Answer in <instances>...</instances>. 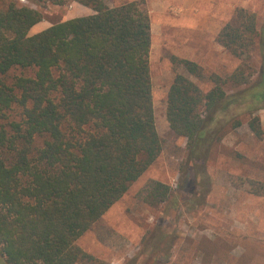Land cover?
I'll use <instances>...</instances> for the list:
<instances>
[{
  "label": "trees",
  "instance_id": "16d2710c",
  "mask_svg": "<svg viewBox=\"0 0 264 264\" xmlns=\"http://www.w3.org/2000/svg\"><path fill=\"white\" fill-rule=\"evenodd\" d=\"M78 1L95 13L30 34L44 20L43 11L0 0V119L14 106L23 114L22 122L13 123L14 132L0 121V264H108L77 241L163 149L146 1L115 6ZM217 42L241 64L225 77L212 74L214 86L208 91L176 73L167 94V121L186 138L188 162L195 166L242 125L243 115H250L256 136L264 134L257 115L264 108V56L259 73L247 61L257 44L264 54V27L258 28L255 12L241 6ZM178 62L203 76L197 62ZM17 67L33 68L35 74L8 80ZM37 136L45 137L41 147L35 146ZM247 183L250 193L264 196V180ZM173 194L171 185L152 179L138 197L159 207ZM173 238L157 229L143 238V249L167 254ZM152 259L157 261L155 253Z\"/></svg>",
  "mask_w": 264,
  "mask_h": 264
},
{
  "label": "rangeland",
  "instance_id": "374dc122",
  "mask_svg": "<svg viewBox=\"0 0 264 264\" xmlns=\"http://www.w3.org/2000/svg\"><path fill=\"white\" fill-rule=\"evenodd\" d=\"M9 1V0H4ZM44 13V20L30 30L38 33L53 22L95 13L78 0L52 1L16 0ZM115 6L130 0H104ZM152 9L154 34L150 52L153 82V102L156 125L163 149L157 160L136 180L109 210L77 241L86 251L108 264H264V196L248 191L247 180H264V134L258 137L249 126L250 115L242 116V125L229 133L211 157L195 166L188 162L187 140L177 135L166 117L167 94L176 73H182L197 83L202 90L214 86L212 74L226 76L242 62L210 36L202 40L203 76H196L178 62V52L184 47L177 43L176 30L162 32L160 0H145ZM157 1V5H156ZM230 7H220L225 24L232 20L238 7L256 13L257 26L264 27V0H227ZM203 10L212 7L202 4ZM170 12L173 11L169 8ZM168 16V15H167ZM179 35V34H178ZM174 37V38H173ZM197 38L196 34L194 35ZM221 45V44H220ZM222 46V45H221ZM216 48V49H215ZM196 49V47H195ZM263 56L258 44L247 60L259 73ZM196 62V61H195ZM254 74V78L258 73ZM33 68H13L7 75L12 80L19 75H34ZM264 130V108L257 111ZM22 109L14 106L1 118L8 130L13 123L22 122ZM45 137H36L35 146L41 147ZM241 157H240V156ZM160 180L172 186L174 194L162 206H152L138 197L139 191L150 181ZM244 182V183H242ZM176 199L177 204L172 202ZM160 229L175 235L170 250L155 252L143 249V238ZM157 261H152L153 254Z\"/></svg>",
  "mask_w": 264,
  "mask_h": 264
},
{
  "label": "crops",
  "instance_id": "0c3cea01",
  "mask_svg": "<svg viewBox=\"0 0 264 264\" xmlns=\"http://www.w3.org/2000/svg\"><path fill=\"white\" fill-rule=\"evenodd\" d=\"M158 3L157 9L160 10L162 32L171 29L176 30L179 34L176 35L177 43L184 47L183 52H178L179 57L202 62L204 59H202L203 53L200 46L202 44L205 45L202 40L208 41L209 34L213 36V40H216L218 33L225 25L226 17L221 14L220 7H230L231 2L227 0H160ZM202 4L211 6V11L203 10ZM151 5L150 14L151 12L153 13V10L156 11L155 2L153 3L152 1ZM169 8H172L173 11L170 12ZM89 14L92 13L87 15ZM154 25L152 19V37ZM195 34L197 36L196 39L194 37ZM217 47H219L217 49L224 48L220 44Z\"/></svg>",
  "mask_w": 264,
  "mask_h": 264
}]
</instances>
